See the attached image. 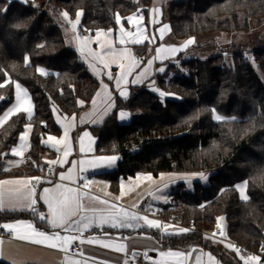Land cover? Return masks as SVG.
I'll list each match as a JSON object with an SVG mask.
<instances>
[{
    "label": "trees",
    "instance_id": "1",
    "mask_svg": "<svg viewBox=\"0 0 264 264\" xmlns=\"http://www.w3.org/2000/svg\"><path fill=\"white\" fill-rule=\"evenodd\" d=\"M52 1L71 18L82 12L84 34L116 29L118 17L147 13L152 5V0ZM0 9H4L0 11V114L13 105L17 83L29 92L34 106L32 118L18 113L0 127V157L30 125L25 158L30 172L38 174L44 171V160L55 156L43 139L62 133L53 108L65 116L79 113L101 82L67 47L59 27L41 9L14 0H0ZM164 11L163 22L178 40L247 31L252 19L264 23V0H180ZM248 52H230L232 68L220 64L223 55L183 59L185 73L161 80L162 87L179 98L162 102L158 92L132 87L128 99L116 97L110 115L90 128L97 154L120 157L116 170L102 175L114 191L121 179L138 174L207 177L190 180L188 186L177 183L170 201L160 206L161 218L178 214L179 223L192 230L179 233L169 228L176 234L168 235L161 228L139 229L140 235L164 249H200L223 264H248L207 235L221 217L230 241L240 247L244 258L257 255L264 245V45L254 48V58L244 56ZM41 68L46 74L40 73ZM122 109L132 115L129 124L118 122ZM216 113L236 120L215 121ZM242 184L246 199L238 187Z\"/></svg>",
    "mask_w": 264,
    "mask_h": 264
},
{
    "label": "crops",
    "instance_id": "2",
    "mask_svg": "<svg viewBox=\"0 0 264 264\" xmlns=\"http://www.w3.org/2000/svg\"><path fill=\"white\" fill-rule=\"evenodd\" d=\"M153 3L154 1L152 0V5L147 13L139 11L126 18L118 17L116 29L97 31L90 35L80 31L79 33L77 32L71 35H74V38H65L63 36L67 47L77 53L83 63L88 66L90 71L101 82L99 91L93 95L89 103L83 105L79 113L65 116L55 111L56 109L53 108L55 120L61 128L62 133L60 136L47 135L42 141L43 145L55 155L53 158H46L44 160L45 167L51 166L53 168V174L51 175L52 179H48L44 175L41 177V182L37 186L33 178H36L39 174L43 175L45 168L43 172L38 174H32L30 172L31 168L28 165L25 155L30 148L31 126L30 128L26 126L24 131L19 135L20 137L27 132L24 141L21 142L18 138L17 143L0 157V182L29 181L30 183L27 187L35 185L36 196L38 198L36 207L40 213H47L48 211L47 206L39 199L43 194L42 190L44 188H54L56 184L79 188L80 191L87 192L89 196L107 199L109 203H114L117 207L137 213L138 207L145 201L149 202L151 208L153 207L159 210L162 204H166L170 201V194L173 186L177 185L179 182H184L187 186L189 185V179L173 180L171 178H166V176L165 178H161L164 177L162 175L165 173L160 174L158 177H152L149 174H138L128 179H121L119 181L118 190H112L110 181L102 175L116 170L120 157L116 154H97L95 152L96 139L90 132L91 127L102 124L110 115L115 106L116 97H120L123 100L128 99L132 87H148L149 89H153V82L156 78L159 76L163 77L168 70L166 69L167 65L165 63L179 53L178 49L170 47L162 39L163 35L161 36L159 32V25L154 23L156 16L152 14L155 12ZM140 17H143V19H140ZM136 25H139V27ZM121 27L125 30L124 44L119 43L122 34ZM129 32L132 34L130 37L127 36ZM81 33L83 35H81ZM77 37H83L84 39L78 41ZM133 39H139L141 43L133 44L131 42ZM97 41L102 43L104 47L101 48ZM109 45L112 46V51L110 52L107 51ZM172 49H175V51H172ZM90 52H95L101 59L93 61V58L89 55ZM140 54L143 55L141 56ZM195 57L196 56L191 58ZM93 63L96 65L95 69L90 66ZM160 68H163L164 71H159ZM145 70L147 71V75L140 80L139 83H134V78L143 75ZM105 72H110L115 79L109 80L107 75L104 74ZM121 76H124V79L121 81V88L126 92V98L121 96L120 89L117 88L115 82L120 79ZM22 88L26 90L24 87ZM15 92H17L16 88ZM109 101L112 107L106 109ZM24 103L31 108L30 116L26 113L28 119H30L34 114V106L30 105L29 102L26 103V101ZM15 104L16 94L13 105ZM121 111L127 112L129 117L122 120L119 115ZM18 113L19 112L14 113L13 115ZM12 116H10L9 119ZM117 119L120 124L126 125L130 123L132 115L129 110L122 109L118 112ZM2 125H0V127ZM85 133L88 135L85 136ZM49 137H55L56 139L49 141ZM53 144L56 145L55 148L50 147V145ZM13 148L19 151L20 154L17 156L11 155V150ZM81 148H83V150H81ZM65 151H68L67 156L64 155ZM112 156L117 157V159L111 166H108L106 161L102 162L100 167H90L87 164L80 163L81 161L96 160L99 157ZM52 161H56L57 163L52 164ZM82 169L86 170L82 171ZM69 171L72 172V181H75V183L60 179V173L67 175ZM83 185H87V187H82ZM0 187L5 191L10 189L14 191L17 188H25V185L23 183H13L0 185ZM84 203L88 206L103 207V205L95 204L93 201L87 200V198H85ZM9 207L10 205L6 203L5 208L7 209ZM29 213H31L32 216H29ZM148 218L158 221L163 225L160 219L156 220L157 218L151 216H148ZM18 221H31L37 229L48 232L52 231L44 222L38 220L37 216L31 211H0V225ZM133 223L135 224V222ZM143 223V221L140 222L141 225ZM142 227L147 226L136 225L132 228H111L107 224H104L103 227H93L85 232L84 236L95 237V242L80 244L79 241H76L71 245L67 253L59 247L51 248L47 245L33 244L27 239H20L16 233L9 232L0 227V240L3 241V243L0 244V262H5L7 264H13V261H15L16 264H69L70 260H75L78 261L79 264H121L125 253L131 250L147 251V247H152L153 251H155L152 253V257L157 264H159V262H163V264H177V261L182 259L179 257H162L160 253L169 251L170 249L162 248L151 237L140 235L139 229ZM173 229H176V227ZM162 230H164L163 227ZM26 231L27 229L22 226L20 235L24 234ZM58 231H61L62 235L68 234L59 229ZM120 244L124 245V250H115V247ZM221 244L223 243L221 242ZM75 245H78L80 250L72 252L71 248ZM223 245H225L228 250H232V243ZM192 250L193 249L190 251ZM195 250L197 251H194L195 255L199 253L202 264H223L216 257H211L200 249ZM81 252L83 255H80ZM253 256L258 257L257 255H252L250 257ZM194 260L195 259L190 260L188 264H194ZM241 260L245 262V258ZM254 263L255 262H253V264ZM258 264H260V259Z\"/></svg>",
    "mask_w": 264,
    "mask_h": 264
},
{
    "label": "snow or ice",
    "instance_id": "3",
    "mask_svg": "<svg viewBox=\"0 0 264 264\" xmlns=\"http://www.w3.org/2000/svg\"><path fill=\"white\" fill-rule=\"evenodd\" d=\"M0 11H4V9H0ZM65 18H68L67 12L63 13ZM82 15L81 13L77 14V20L75 22H72L69 19V24L71 25L73 31L75 32L77 25L79 24V16ZM140 19H143V17H140ZM133 22V21H130ZM139 27V25H136ZM161 33H163L164 28L160 29ZM125 30L123 27H121V37H120V44L125 43ZM132 34L129 32L127 33V36H131ZM83 37H77L78 41H82ZM133 44L141 43L139 39H133L131 41ZM192 41H189L191 43ZM99 43V46L101 48L104 47L102 43L97 41ZM107 51H112V46L109 45V48ZM172 51H175V49H172ZM89 55L93 58V61L96 59H101L97 56L95 52H90ZM95 69L96 65L95 63L90 65ZM106 66V65H105ZM41 74H46L45 70L43 68L39 69ZM159 71L163 72L164 69L160 68ZM105 75H107V78L109 80L115 79L110 72H105ZM147 75V71L143 73V75L137 76L134 78V83H139L140 80H142ZM124 79V76H121L120 79L116 80L117 88L120 89V94L124 98H126L127 94L126 92L121 88V81ZM107 87V86H105ZM15 88L17 89L16 92V104L12 107L8 108L7 111L0 114V125L4 124L5 121L9 119L10 116H12L14 113H28L29 116L31 114V108L30 106L26 105L24 102L27 99V91L22 88L20 84H16ZM161 96L165 95V93L161 92ZM0 99H3L0 97ZM112 107L111 102L106 106L107 108ZM214 111V110H213ZM120 118L126 119L129 117V114L127 112L121 111L119 113ZM218 121L223 120L224 118L217 115L215 117ZM27 127L30 128V125ZM88 134L85 133V136ZM27 136V132L22 134L19 139L21 142L24 141L25 137ZM49 141L55 140V137H49ZM82 144V141H81ZM50 147L55 148L56 145H50ZM59 150V149H57ZM83 150V148H81ZM19 151H17L15 148L11 150V155L17 156L19 155ZM64 155H68V151L64 152ZM117 157H99L96 160H89V161H81V164H87L90 167H100L102 162L106 161L108 166H111ZM52 164H56V161H52ZM86 170V169H82ZM61 180H69L72 181V172L69 171L67 175L64 173L59 174ZM34 180L40 181L41 178L36 177L33 178ZM200 179L207 180L206 176H203L201 174ZM20 184L23 183L25 185V188H17L14 191L13 190H7L5 191L2 187H0V211L3 210H10V211H31L33 214H35L38 218V220L44 222L47 227L51 228L52 231H43L40 229H37L33 222L31 221H18L15 223H3L0 225L3 229L8 230L9 232L16 233L20 239H27L30 240L33 244L38 245H47L51 248H57L59 247L62 249L65 253L69 251V248L73 243L76 241H79L80 244L84 243H93L95 242V237H85L84 233L89 231L91 228L99 226L103 227L104 224H107L111 228H117V227H128L132 228L136 225L139 226H147L150 228H161L162 225L155 220L149 219L146 215H140L137 212H132L124 208L117 207L114 203H109L107 199H100L99 197L89 196L87 192L80 191L79 188H73V187H67L61 184H56L54 188H44L42 190L43 194L39 197L40 200L43 201V203L47 206V213H40L36 207L37 205V196H36V187L35 185L31 187H27V185L30 183L29 181H3L0 182V185H6V184ZM50 183V181H49ZM72 183H75V181H72ZM82 187H87V185H83ZM241 189V192H243L244 185L238 186ZM85 198L89 201H93L95 204L103 205V207H95V206H88L84 203ZM246 199V197H243ZM6 203L10 205L9 208H5ZM50 217V219H49ZM223 220V217L220 218ZM143 221L144 223L141 225L140 222ZM135 222V224L133 223ZM25 227L27 231L20 235V229L21 227ZM64 233H68L67 235H62L61 231ZM188 229H180L179 233H186L188 232ZM166 234L173 235L176 234L174 232H168L167 229H165ZM3 241L0 240V244H2ZM107 246V245H106ZM115 250L117 251H123L124 245L120 244L115 247ZM195 251V249H193ZM80 255H83L81 252ZM160 255L168 256V257H179L182 258L181 260L177 261V264H188L190 260H192V253L191 252H181V251H165L161 252ZM209 259L211 260V257L209 256ZM241 259H244L243 256H241ZM259 257L253 256L248 258V264H253V262H256L258 264ZM13 264H16L15 261H13ZM69 264H79L78 261L70 260ZM159 264H163V262H159ZM194 264H202L201 257L196 256L194 260Z\"/></svg>",
    "mask_w": 264,
    "mask_h": 264
},
{
    "label": "rangeland",
    "instance_id": "4",
    "mask_svg": "<svg viewBox=\"0 0 264 264\" xmlns=\"http://www.w3.org/2000/svg\"><path fill=\"white\" fill-rule=\"evenodd\" d=\"M14 1H19V2L24 1L26 3L27 7L31 6L35 9H38V10L41 9L59 27V29L61 30V32L65 38H68V37L72 38L74 36V35L71 36L73 33L75 34V33H77V32L79 33L81 31L80 24H81V19H82L83 14L79 16V24L77 25V28L74 32L68 21L70 19L72 22H75L77 20V15L75 18H71L69 13L67 12L68 18H65L63 13H65L66 11L61 10L60 8H56V5H55L54 1H52V0H46V1H43V3H40L38 0H14ZM153 1H154L153 5L155 7V12H153L152 14H153V16L154 15L156 16V20H154V23H157L159 25L160 29L164 28L163 33H161V31H159L161 33V36L163 35L162 39L170 47H173V48H176L179 50V53L175 57H173L171 60H169L167 63H165L167 65L166 69H168L166 71L165 75L163 77L159 76L153 82L154 88L151 90L158 92L159 95L161 92L165 93V95H163V96L160 95V99L162 100V102H164V100H166L168 98H179L180 97L178 94L171 92L170 90L166 89L165 87L163 88L161 85V80L162 79L169 80V79L174 78L176 75H178L180 73H185L186 70L183 68V59L191 58L194 56H196L195 58H198V57H211V56L223 55L224 57L222 58L223 60L220 61L221 62L220 64L225 66V67L232 68L234 65V62L232 61V54H230V52L235 53V52H237V50L243 49V50L250 51L246 55L252 56L254 58V54L252 53L254 48L259 46L260 44L264 45V23L258 25V21L255 19H252L249 21L251 28L247 31H243V32L242 31H238V32L233 31L231 33L220 31V32H216V33L211 34V35H202L200 37L192 36V37L186 38L185 40H178V39L171 36V34H170L171 28H170L168 23L163 22V14L165 12L164 10L169 9V6L171 5V3L177 2L180 0H153ZM78 13H81V12H78ZM244 15H245L244 13L239 14V22L244 23V19H245ZM227 17H229V15L226 16V18ZM226 18H225V16H222L221 20H225ZM64 41H65V39H64ZM189 41H192V42L189 43ZM140 55L142 56L143 54H140ZM137 59L140 60L139 58H137ZM178 65H180V66H178ZM45 72H46V70H45ZM167 73H169V74H167ZM155 83H157L156 86H155ZM99 86H101V85H99ZM146 88H148V87H146ZM98 91H99V87L97 88L96 93ZM27 102H29L30 105H33L32 99H31L28 91H27L26 103ZM55 111H57V110H55ZM217 115H219V114L216 113L214 115L215 121H218L215 118ZM219 116H221V115H219ZM221 117L224 118L223 120H236L233 117L232 118H226L224 116H221ZM219 121H221V120H219ZM212 147L214 148L215 145H213ZM201 174L203 175L204 173H165L162 175L164 177H161V178H165V176H166V178H171L173 180L189 179L188 181H190L193 179H197L198 177L201 176ZM244 195H245L244 191L241 192L242 198L244 197ZM159 213L160 212L158 211L155 214H148V216L155 217V218H157L156 220H158V219L164 220L165 223L162 225L164 230H162V231H165V229H167V231H168L169 228H172V227L173 228L176 227V229L178 228L179 230L182 229V227H180V226H183V225H181L178 221V218L174 216L175 213H173L168 218H161ZM162 227H161V229H162ZM216 227H218L222 230V236L220 237L219 240L223 244L226 242L231 243V241L228 237L227 222H226L224 217H223V220H221V219L218 220L217 224L215 225V228ZM220 241H217L218 244L220 246L222 245L223 247H226L225 245L221 244ZM147 249H148L147 251L151 252V254L153 252H155V251H153L152 247L151 248L147 247ZM190 250H188V251L187 250H179V251H182L185 253L191 252L192 253V259H195L196 256H199V253H196V255H195V252H197L196 250H195V252L193 250L192 251H190ZM248 258L249 257L245 258V262H248Z\"/></svg>",
    "mask_w": 264,
    "mask_h": 264
},
{
    "label": "built area",
    "instance_id": "5",
    "mask_svg": "<svg viewBox=\"0 0 264 264\" xmlns=\"http://www.w3.org/2000/svg\"><path fill=\"white\" fill-rule=\"evenodd\" d=\"M81 35H83V34H81ZM244 56H246V54H244ZM178 66H180V65H178ZM156 85H157V83H155V86ZM52 174H53V168L51 166L50 167L46 166L45 172L43 173V175L39 174V175H37V177L41 178L45 175V177H47L48 179H52V176H51ZM40 182H41V180L40 181L35 180V184L37 186L40 184ZM137 211L139 214L148 215V214H155L159 210L154 209L153 207L151 208L149 206V202L145 201V202H143V204H141L138 207ZM174 216L178 218L177 214H175ZM161 222H163V224L165 223L164 220H162V219H161ZM180 227H182V229L192 230V227H189V226H180ZM207 235L218 240V241H220L219 239L222 236V230L220 228L216 227L212 232L208 233ZM227 243L228 242H226L224 244H227ZM231 243H229V244H231ZM79 250H80V247L78 245H75L71 248L72 252H76ZM231 251H234L236 253L237 258H241L242 251H241L240 247L233 244ZM257 256L260 258V264H264V245H262L260 247L259 252L257 253ZM121 264H157V263L154 261L151 252L144 251V250H131V251L124 254Z\"/></svg>",
    "mask_w": 264,
    "mask_h": 264
}]
</instances>
